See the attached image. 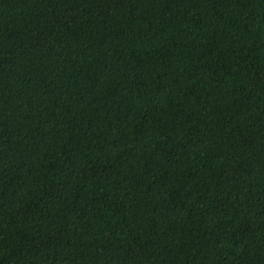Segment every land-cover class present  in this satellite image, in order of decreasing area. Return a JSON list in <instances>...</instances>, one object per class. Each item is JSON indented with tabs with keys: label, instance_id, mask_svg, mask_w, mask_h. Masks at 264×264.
<instances>
[{
	"label": "trees",
	"instance_id": "1",
	"mask_svg": "<svg viewBox=\"0 0 264 264\" xmlns=\"http://www.w3.org/2000/svg\"><path fill=\"white\" fill-rule=\"evenodd\" d=\"M0 264H264V0H0Z\"/></svg>",
	"mask_w": 264,
	"mask_h": 264
}]
</instances>
